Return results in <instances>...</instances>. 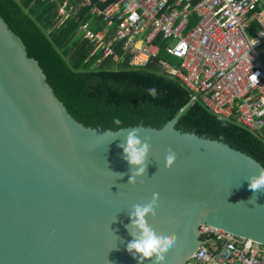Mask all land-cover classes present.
<instances>
[{
  "label": "water",
  "instance_id": "obj_1",
  "mask_svg": "<svg viewBox=\"0 0 264 264\" xmlns=\"http://www.w3.org/2000/svg\"><path fill=\"white\" fill-rule=\"evenodd\" d=\"M188 106L161 128L86 126L0 14V264H138L126 250V225L132 206L153 192L149 223L177 236L162 264L190 261L203 225L264 244V190L254 193L247 179L264 165L177 128ZM133 128L151 147L146 174L129 184L118 145ZM169 147L177 156L166 166Z\"/></svg>",
  "mask_w": 264,
  "mask_h": 264
},
{
  "label": "built area",
  "instance_id": "obj_2",
  "mask_svg": "<svg viewBox=\"0 0 264 264\" xmlns=\"http://www.w3.org/2000/svg\"><path fill=\"white\" fill-rule=\"evenodd\" d=\"M74 1L60 5V24L72 15ZM93 12L108 26L117 23L110 41L106 30L80 26L93 53L100 49L119 60L112 45L121 41L133 68L149 66L162 51L169 54L157 68L178 79L192 101L264 140V0H115ZM201 239L190 259L197 264H264V244L252 239L209 225L201 227Z\"/></svg>",
  "mask_w": 264,
  "mask_h": 264
},
{
  "label": "trees",
  "instance_id": "obj_3",
  "mask_svg": "<svg viewBox=\"0 0 264 264\" xmlns=\"http://www.w3.org/2000/svg\"><path fill=\"white\" fill-rule=\"evenodd\" d=\"M64 0H0V14L25 42L29 56L44 69L55 94L69 112L90 127L118 130L137 125L161 128L186 106L177 128L224 141L253 156L264 165V140L234 120L217 115L200 101H192L190 91L176 78L162 73L157 65L170 59L165 52L145 68H133L123 42L114 41V55L103 56L79 31L88 23L93 31L107 32L110 41L116 24L108 26L103 15L115 0L74 1L72 15L57 20ZM121 57H125L122 61ZM155 89L149 94L148 89ZM119 118L122 126L113 123Z\"/></svg>",
  "mask_w": 264,
  "mask_h": 264
},
{
  "label": "clouds",
  "instance_id": "obj_4",
  "mask_svg": "<svg viewBox=\"0 0 264 264\" xmlns=\"http://www.w3.org/2000/svg\"><path fill=\"white\" fill-rule=\"evenodd\" d=\"M149 94H154L155 89H148ZM113 123L122 126L119 118L114 119ZM121 129H124L121 127ZM150 137L141 138L138 131L133 128L129 131L124 141L118 145L123 150V159L128 163L131 175L128 183L136 182L138 177L146 174L148 166V155L150 152ZM177 153L175 149L169 147L165 150L164 160L166 166H171ZM122 178L123 173H116ZM248 188L254 193L264 190V167L260 168L257 174H253L248 178ZM159 194L153 192L150 200L144 203H136L132 206L129 213L130 223L126 225L129 235L132 239L126 244V250L138 264H144L146 259L151 258L153 264H162L166 259L167 251L173 247L177 241V236L173 232L158 231L148 221L149 215L155 214V209ZM247 202H253V197Z\"/></svg>",
  "mask_w": 264,
  "mask_h": 264
},
{
  "label": "rangeland",
  "instance_id": "obj_5",
  "mask_svg": "<svg viewBox=\"0 0 264 264\" xmlns=\"http://www.w3.org/2000/svg\"><path fill=\"white\" fill-rule=\"evenodd\" d=\"M251 34L253 35L254 33H251ZM261 58L264 62V51L261 53ZM186 264H197V261L196 260H190Z\"/></svg>",
  "mask_w": 264,
  "mask_h": 264
},
{
  "label": "crops",
  "instance_id": "obj_6",
  "mask_svg": "<svg viewBox=\"0 0 264 264\" xmlns=\"http://www.w3.org/2000/svg\"><path fill=\"white\" fill-rule=\"evenodd\" d=\"M114 2H115V1H114ZM114 2H112V3H114ZM112 3H111V4H112Z\"/></svg>",
  "mask_w": 264,
  "mask_h": 264
}]
</instances>
